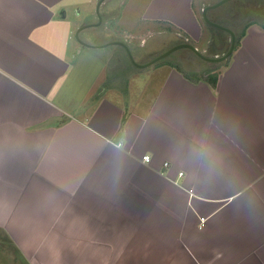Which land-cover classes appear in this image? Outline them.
<instances>
[{"label": "crops", "instance_id": "1", "mask_svg": "<svg viewBox=\"0 0 264 264\" xmlns=\"http://www.w3.org/2000/svg\"><path fill=\"white\" fill-rule=\"evenodd\" d=\"M98 1L0 0L1 253L8 264H264V0H237L225 26L242 32L225 60L193 51L216 68L163 58L137 94L126 48L110 42L140 35L123 25L125 0H103L102 22L77 35L99 20ZM217 1L148 0L142 15L190 41ZM222 6L208 11L220 23L233 10ZM81 44L107 48L97 74L76 60Z\"/></svg>", "mask_w": 264, "mask_h": 264}, {"label": "rangeland", "instance_id": "2", "mask_svg": "<svg viewBox=\"0 0 264 264\" xmlns=\"http://www.w3.org/2000/svg\"><path fill=\"white\" fill-rule=\"evenodd\" d=\"M110 1L113 2L115 0H110ZM209 1L210 0H203V2L205 3ZM124 2H126V4L124 5H127V7L123 5L124 6L123 8L125 9V13H126L124 14L123 25L126 27H132L136 29L137 32H140V35L134 39L135 44L128 46L129 50L134 56V59L137 62H144L152 58L154 55H150V54L153 51L158 50V52L161 53L164 50L168 49L169 47L178 43L179 39L175 34H170L167 32V30H162L164 29L165 26H168L167 22H164L162 20L146 19L142 15L144 12V7L147 4L148 0H125ZM129 5L132 6L131 11L127 9L128 7H130ZM223 6H224V10H227L229 6H233V10L230 13V16H228L227 18L221 21L222 24L232 27L233 24L230 21V19L234 20L236 17H238L241 14L242 9L244 8V3L242 4V3H239L237 0H231L228 2L225 1L223 3ZM200 17H202L201 19H202L203 26H204L203 36H201L200 39L193 37L190 39V42L198 46V49L206 54H213V53H210V52L215 51V50L212 51V49H216L217 52H219V54L223 53L226 49H228L230 45V42H231L230 33L224 30H220L217 26L209 24L205 20V18H203V16L201 15V11H200ZM80 26L76 28V32ZM159 30H162V31L157 32ZM241 30L242 29H239V30L236 29V35H240V33L242 32ZM218 32L222 35V37L219 36L221 40L219 41V43L216 40L215 42L218 43L216 44L213 40V37H214V34ZM82 35H83L82 31L80 32V37L76 35L79 41L83 40ZM142 37H145V39L142 40ZM181 40L184 41V38L182 37ZM214 44H216V46ZM80 47H82L83 50L79 51V48L76 50L77 52L76 60L81 61L82 57L87 56L85 57V63H86V60L88 59H90V63L91 62L92 63L91 65L89 64L88 67H84L83 69H85L86 73H89L92 71V73L95 72L97 74L98 71H100L101 64L107 58V55L105 52V49L107 48H104V47L90 48L89 46L84 45V44H81ZM89 49H93V50H89ZM88 51H96V52H92L88 54ZM88 55H91V56H88ZM98 57H99V60H98ZM168 58L175 60L179 64V67L183 68V70H184V67L186 70L190 69L189 66H193L194 68H197L200 70L201 69L209 70L211 68L217 67V64L215 62L205 61L204 59H201L189 47H180V48L173 50L169 55L166 56V58H164L165 60L163 59L164 61H162L161 63H166L169 60ZM185 59L188 61L187 64L186 63L184 64V62H182ZM111 60L109 62V67L107 69L108 73L110 72L111 67L116 64V59H114V57ZM133 64L134 66H130ZM128 69L133 71L132 74H134L139 79V80H135L136 87H133L135 94L139 93L140 90L143 89L147 83L149 84L151 82V85H153L154 87L156 82L158 81L157 79L158 74L157 72L156 73L153 72L154 68L152 66H149V65L148 66H138L133 61H132V64L127 63L125 61L123 65V70L125 72H128L129 71ZM192 74H196V73H192ZM127 82H128V79L124 77L122 78V81L120 82L119 86L121 85L125 86ZM8 256H9L8 254L7 255L6 253L3 254L0 251V264H8V260H7Z\"/></svg>", "mask_w": 264, "mask_h": 264}, {"label": "water", "instance_id": "3", "mask_svg": "<svg viewBox=\"0 0 264 264\" xmlns=\"http://www.w3.org/2000/svg\"><path fill=\"white\" fill-rule=\"evenodd\" d=\"M103 0H99L98 1V4H97V12L99 14V20L95 23L93 22H90V23H86V24H83L81 25L78 30H77V35L79 36V31L83 28V27H86V26H89L91 24H97V23H100L102 22L103 20V16H102V13L100 12V4ZM225 1H228V0H219L217 2H214V3H208L206 4L204 7H203V17L205 18V20L214 25V26H217V27H220V28H224L226 29L227 31H229L231 33V44H230V47L224 51L223 53L221 54H217V55H208L204 52H202L201 50L198 49V47L196 45H194L192 42L188 41V40H184V41H181L171 47H169L168 49L164 50L163 52L161 53H158L156 55H154L152 58H150L149 60L145 61V62H137L135 59H134V56L133 54L131 53V51L129 50V45L123 41V40H112L110 42H117V43H120L122 44L126 49H127V52L131 58V60L137 64L138 66H148L150 64H153V63H156L157 61L165 58L167 55H169L173 50L177 49V48H180V47H189L191 48L194 52H196L198 55H200L201 57H203L204 59H207V60H211V61H223L225 60L234 50L235 48V45H236V41H237V36H236V33L234 30H232L230 27H227L225 26L224 24L216 21V20H213L212 18L209 17V14H208V11L209 9L211 8H214V7H217L219 6L220 4L224 3ZM216 39H218V36H216ZM84 43H87L85 41H83ZM110 42H106V43H103V45L105 44H108Z\"/></svg>", "mask_w": 264, "mask_h": 264}, {"label": "trees", "instance_id": "4", "mask_svg": "<svg viewBox=\"0 0 264 264\" xmlns=\"http://www.w3.org/2000/svg\"><path fill=\"white\" fill-rule=\"evenodd\" d=\"M237 43H239L240 42V36H238L237 37V41H236ZM178 67H179V65H177ZM208 79H209V81L212 83V84H215L216 82H217V79H218V75H217V73H209L208 74Z\"/></svg>", "mask_w": 264, "mask_h": 264}, {"label": "flooded vegetation", "instance_id": "5", "mask_svg": "<svg viewBox=\"0 0 264 264\" xmlns=\"http://www.w3.org/2000/svg\"><path fill=\"white\" fill-rule=\"evenodd\" d=\"M212 19H213V18H212ZM213 20H216V19H213ZM216 21H217V20H216ZM220 30H221V29H220ZM225 31H227V30H225ZM227 32H229V31H227ZM229 33H230V32H229ZM230 35H231V33H230ZM214 36H220V37H222V35H220L219 32H218V33H215ZM220 40H221V39H220ZM214 42H215V40H214ZM230 44H231V42H230ZM214 45L216 46V44H214ZM229 47H230V45H229ZM229 47H228V48H229ZM213 50H215V51H214V52H210V53H213V54H218V53H219V52H216V49H212V51H213ZM226 50H227V49H226ZM226 50H225V51H226Z\"/></svg>", "mask_w": 264, "mask_h": 264}, {"label": "built area", "instance_id": "6", "mask_svg": "<svg viewBox=\"0 0 264 264\" xmlns=\"http://www.w3.org/2000/svg\"><path fill=\"white\" fill-rule=\"evenodd\" d=\"M144 159L150 160V155L149 154H145L144 155ZM165 164H168V161H165Z\"/></svg>", "mask_w": 264, "mask_h": 264}]
</instances>
